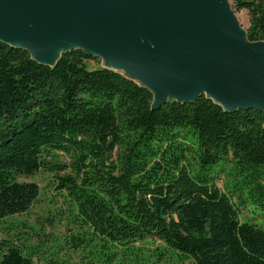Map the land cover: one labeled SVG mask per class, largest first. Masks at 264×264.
Returning a JSON list of instances; mask_svg holds the SVG:
<instances>
[{
	"label": "trees",
	"instance_id": "trees-1",
	"mask_svg": "<svg viewBox=\"0 0 264 264\" xmlns=\"http://www.w3.org/2000/svg\"><path fill=\"white\" fill-rule=\"evenodd\" d=\"M231 4L247 11L248 40L264 41V0ZM89 60L99 61L72 49L39 63L0 42V220L26 211L39 194L19 175L69 169L58 188L94 242L92 264H157L143 258L155 240L163 245L158 257L264 264V225L241 221L238 207L249 198L264 207V111H227L205 95L153 107L148 87ZM58 155L67 160L51 162ZM229 163L247 172V196L216 184ZM0 264L33 262L20 245L1 241Z\"/></svg>",
	"mask_w": 264,
	"mask_h": 264
},
{
	"label": "water",
	"instance_id": "water-1",
	"mask_svg": "<svg viewBox=\"0 0 264 264\" xmlns=\"http://www.w3.org/2000/svg\"><path fill=\"white\" fill-rule=\"evenodd\" d=\"M0 42L44 64L82 49L105 67L144 70L153 107L205 95L227 111H264V44L248 40L227 0H0Z\"/></svg>",
	"mask_w": 264,
	"mask_h": 264
},
{
	"label": "rangeland",
	"instance_id": "rangeland-1",
	"mask_svg": "<svg viewBox=\"0 0 264 264\" xmlns=\"http://www.w3.org/2000/svg\"><path fill=\"white\" fill-rule=\"evenodd\" d=\"M227 1L239 28L243 32L246 31L249 25L247 11H235L232 9L231 0ZM252 43L264 44V41ZM97 57L99 61L89 60L87 62L88 67L106 66L105 60ZM120 71L131 76L137 82L146 83L144 70L130 68ZM54 158L51 159V162L61 163L67 160L63 155ZM49 165L53 164L50 163ZM219 167L220 164H216L213 169L217 170ZM258 168L260 182L264 186V164ZM67 173H70L69 169L51 168L40 169L32 175H19L18 180L20 181L36 182L39 186V194L26 211L0 220V242L10 241L20 245L25 253L32 257L33 264H92L89 251L92 250L90 247L94 245V242L90 243L86 239L87 235L83 234L86 229L79 224L74 206L70 203L65 191L58 188L59 176ZM246 173V171L242 172L234 163H229L217 174L215 182L223 191H227V188L236 187L247 196V190L243 183ZM234 199L237 201L235 197ZM238 207L241 221L258 226L264 225V207L259 202L249 198L243 206ZM76 235L82 237L84 241L87 240L89 248L81 247L83 242L79 243V240L75 239ZM146 246L148 247L146 250L148 255L143 257L145 260L149 258L157 264H194L192 260H180L166 251H163L164 254H159L158 257L156 253L163 246L162 242L158 240L148 241Z\"/></svg>",
	"mask_w": 264,
	"mask_h": 264
}]
</instances>
